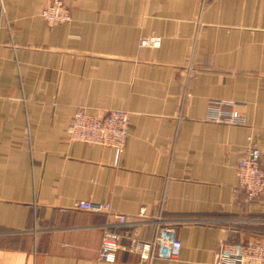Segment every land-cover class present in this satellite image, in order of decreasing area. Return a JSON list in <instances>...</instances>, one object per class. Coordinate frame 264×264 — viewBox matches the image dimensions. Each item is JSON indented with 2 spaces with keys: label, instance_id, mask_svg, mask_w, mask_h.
Returning <instances> with one entry per match:
<instances>
[{
  "label": "crops",
  "instance_id": "0c3cea01",
  "mask_svg": "<svg viewBox=\"0 0 264 264\" xmlns=\"http://www.w3.org/2000/svg\"><path fill=\"white\" fill-rule=\"evenodd\" d=\"M50 1L0 0V264H144L125 249L101 261L112 218L79 200L145 209L146 242L172 224L180 256L156 264L264 242V194L237 174L248 147L264 166V0H65L62 24L42 18ZM81 108L131 112L123 153L68 140Z\"/></svg>",
  "mask_w": 264,
  "mask_h": 264
},
{
  "label": "built area",
  "instance_id": "2783aa9c",
  "mask_svg": "<svg viewBox=\"0 0 264 264\" xmlns=\"http://www.w3.org/2000/svg\"><path fill=\"white\" fill-rule=\"evenodd\" d=\"M42 18L50 23H70L71 9L65 0H51L40 12ZM160 37L152 36L141 40V46L157 47ZM131 112L113 109L106 113L92 114L86 109H79L73 115L67 127L68 140L88 144L113 147L117 154L124 152L131 126ZM215 122L238 123L237 112L232 116L220 113L211 116ZM237 174L240 186L249 199H256L264 194V166L261 164V150L248 147L239 160ZM77 207L91 212L106 213L112 218L103 227L101 248L98 258L101 261L115 262L120 250H128L140 256L144 264H156V260H175L182 250V240L172 224L157 219L152 241L146 242L139 237L137 227L146 222L147 212L142 209L137 219L114 212L110 203L91 200H79ZM123 239L129 241L123 243ZM214 264H264V242L232 243L221 242L217 248Z\"/></svg>",
  "mask_w": 264,
  "mask_h": 264
}]
</instances>
